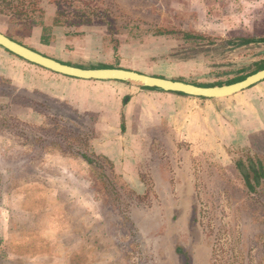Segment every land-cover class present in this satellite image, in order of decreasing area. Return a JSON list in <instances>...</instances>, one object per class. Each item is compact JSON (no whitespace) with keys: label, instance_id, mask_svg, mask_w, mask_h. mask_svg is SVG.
<instances>
[{"label":"rangeland","instance_id":"374dc122","mask_svg":"<svg viewBox=\"0 0 264 264\" xmlns=\"http://www.w3.org/2000/svg\"><path fill=\"white\" fill-rule=\"evenodd\" d=\"M29 10L14 31L0 15V31L75 66L213 83L264 60V42H228L264 38V0H29ZM53 18L62 24L42 44L37 24ZM132 96L121 121L96 126V113L0 76V264H177V241L193 264H264V185L247 192L234 161L244 149L181 139L164 100Z\"/></svg>","mask_w":264,"mask_h":264},{"label":"crops","instance_id":"0c3cea01","mask_svg":"<svg viewBox=\"0 0 264 264\" xmlns=\"http://www.w3.org/2000/svg\"><path fill=\"white\" fill-rule=\"evenodd\" d=\"M0 76L17 85L66 98L80 113H96V126L101 125L100 119L104 117L121 121L122 115L132 111V95L161 99L167 104L166 110L161 112L167 114V120L181 139L200 141L211 150L235 148L246 149L251 154L262 153L263 158H260L264 164V80L225 98H201L153 90L148 92L150 94H141L135 93L138 91L136 88L119 81L82 80L54 73L7 52L1 46ZM123 97L127 101L124 105L121 102ZM123 128L121 123V130ZM111 130L102 133L116 134L120 131L116 128ZM105 139L108 144L113 142L109 137ZM108 144L97 147L92 143V147L106 154Z\"/></svg>","mask_w":264,"mask_h":264},{"label":"water","instance_id":"95a60500","mask_svg":"<svg viewBox=\"0 0 264 264\" xmlns=\"http://www.w3.org/2000/svg\"><path fill=\"white\" fill-rule=\"evenodd\" d=\"M0 46L29 63L68 77L82 80L135 83L165 92L182 93L194 97H228L264 80V68L230 84L201 86L123 67H78L44 55L10 38L2 31H0Z\"/></svg>","mask_w":264,"mask_h":264},{"label":"trees","instance_id":"16d2710c","mask_svg":"<svg viewBox=\"0 0 264 264\" xmlns=\"http://www.w3.org/2000/svg\"><path fill=\"white\" fill-rule=\"evenodd\" d=\"M33 13H34L33 10H29V0H0V15L10 16V20H9L10 24L8 26H6L7 30L12 29V28H13V31H14V29H19V27L21 25L25 24L28 20H31V17H32L31 15H33ZM61 24H62V22L60 20H58L57 18H53V21H52L50 26L42 25L41 23L37 24V27H40V29H41L40 35H39L40 42L42 44L50 43L53 39V33L51 31L52 26L53 25H61ZM132 29H137V27H134V28L130 27V30H132ZM3 33L6 34L7 36H9L10 38L16 40L17 42L22 43V44L36 50L35 48L26 44L21 38L14 36L8 32H3ZM173 33H174V35L181 34V37L186 41L190 40V39H192L194 41H202L206 38L203 35L193 34V33L186 32V31L167 30V29H159L157 31V34H163V35H168V34H173ZM112 40H113V37L111 35L104 36V39H103L104 46H107L108 43H110ZM228 42L230 44H233V45H245V44H250V43L264 42V38H240L238 43H236V42L234 43L233 41H228ZM113 50H115V49H113ZM6 51L9 52L8 50H6ZM36 51L40 52L39 50H36ZM9 53H11V52H9ZM41 53L44 55H47L43 52H41ZM52 58H54V57H52ZM54 59H56V58H54ZM57 60L61 61L60 59H57ZM61 62H63V61H61ZM67 64H70V63H67ZM78 67H83V66H78ZM103 67H117V66L105 65ZM118 67H121V66H118ZM91 68H94V67L92 66ZM262 68H264V60L253 71L248 72L246 74H240L238 76H235L231 79H227L225 81H219L218 80V81H215L213 83H203V82L199 83L196 81H189V80H184V79H178V80L186 81V82L201 85V86L223 85V84H230V83L242 80L246 76H248V75H250V74H252V73H254V72H256ZM128 69H130V68H128ZM119 82H122V81H119ZM123 83H125V82H123ZM141 88L148 89V90L161 91V90H158L156 88H150V87H145V86H141ZM176 94L185 95L182 93H176ZM201 98H203V97H201ZM79 155L82 159H84V161L87 164H89V165L97 164L96 158L91 157L87 153L80 152ZM234 158L233 159L235 161V166H236L237 170L239 171L240 175L242 176V179H243L244 185L247 189V192L251 195H255L258 192V189H261L264 185L263 159H261L260 156L258 154H256V152L251 154L246 149H244L243 154L235 155ZM168 216H169L168 223L170 225L171 222H174L176 220L177 215L175 213H173V211H172L170 213V215L168 214ZM183 247L185 249H187L185 246H183L178 241L176 243H174V245H173L172 254L178 260L176 262L177 264H185V262H186L185 255L188 252L185 251V249H183ZM181 262H183V263H181Z\"/></svg>","mask_w":264,"mask_h":264},{"label":"flooded vegetation","instance_id":"af4514ba","mask_svg":"<svg viewBox=\"0 0 264 264\" xmlns=\"http://www.w3.org/2000/svg\"><path fill=\"white\" fill-rule=\"evenodd\" d=\"M192 244H195V240L193 241V243ZM183 249H185L184 247H183ZM188 249V250H187ZM187 249H185V251H187L188 253H186V255H185V259H186V262H185V264H193V257H192V254L190 253V246L187 248ZM181 263H183V262H181Z\"/></svg>","mask_w":264,"mask_h":264}]
</instances>
